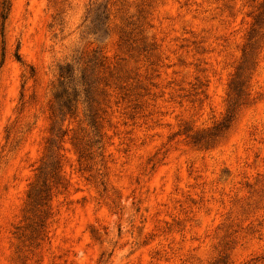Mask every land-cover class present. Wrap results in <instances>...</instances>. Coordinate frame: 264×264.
Wrapping results in <instances>:
<instances>
[{
  "label": "rangeland",
  "instance_id": "374dc122",
  "mask_svg": "<svg viewBox=\"0 0 264 264\" xmlns=\"http://www.w3.org/2000/svg\"><path fill=\"white\" fill-rule=\"evenodd\" d=\"M1 2L0 264H264V0Z\"/></svg>",
  "mask_w": 264,
  "mask_h": 264
},
{
  "label": "trees",
  "instance_id": "16d2710c",
  "mask_svg": "<svg viewBox=\"0 0 264 264\" xmlns=\"http://www.w3.org/2000/svg\"><path fill=\"white\" fill-rule=\"evenodd\" d=\"M1 7H2L1 17H2V19H4L6 17V14H7L8 8H9V0H2ZM68 73H69L68 65L60 67V69H59V84L60 85H62L64 83V79L69 76ZM55 99H56L57 104L59 106L60 112H62V110L64 108H66V110L68 112L71 111L70 100L67 96H65V90H63L62 92L57 91L56 95H55ZM232 118H233V113L231 110L225 115V117L223 118V121L220 122L219 125H221L222 127L227 126V123H229ZM215 264H231V263L227 262L226 260H219Z\"/></svg>",
  "mask_w": 264,
  "mask_h": 264
}]
</instances>
